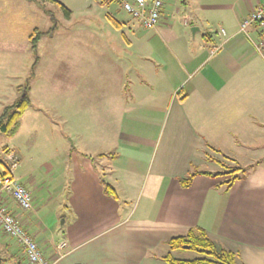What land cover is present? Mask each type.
Returning a JSON list of instances; mask_svg holds the SVG:
<instances>
[{"label": "crops", "instance_id": "obj_1", "mask_svg": "<svg viewBox=\"0 0 264 264\" xmlns=\"http://www.w3.org/2000/svg\"><path fill=\"white\" fill-rule=\"evenodd\" d=\"M181 2L170 14L165 0L155 29L130 16L103 19L125 45L116 55L118 80L103 77V86L114 89L111 113L125 119L118 141L134 145L98 153L111 161L117 197L105 193L108 182L93 155L72 149L57 229L37 210L22 211L0 195L51 264H168L162 257L180 250L170 251L167 242L193 228L234 252L239 264H264V162L230 190L204 174L189 187L180 182L193 171H220L216 160L225 156L241 166L264 158V51L253 45L264 27L241 31L264 0ZM2 235L11 246L0 242V255L30 264L17 241Z\"/></svg>", "mask_w": 264, "mask_h": 264}, {"label": "rangeland", "instance_id": "obj_2", "mask_svg": "<svg viewBox=\"0 0 264 264\" xmlns=\"http://www.w3.org/2000/svg\"><path fill=\"white\" fill-rule=\"evenodd\" d=\"M57 1L0 0V113L18 98L20 88L29 87L31 99L16 133H0V171L8 165L7 151H14L19 159L14 175L31 193L32 210L38 211L47 227L54 225L56 229L63 220L59 212H66L63 189L69 188V150L93 155L104 174L103 181L110 184L111 161L98 159V153L113 150L106 148L110 146H134L118 141L125 119L116 111L111 113L114 89L110 83L103 86V77L118 80L116 55L125 48L121 34L113 35L116 29L104 17L128 18L123 0H112L105 6L97 0ZM181 3L170 0L167 13H173ZM36 29L41 36L34 52L29 37ZM36 57L39 61L33 68ZM103 64L111 71H103ZM103 98L107 102L103 103ZM2 234L0 242L11 246ZM12 249L15 252L16 247ZM179 252L177 257L188 260L204 256L188 248ZM2 256L8 258L4 253Z\"/></svg>", "mask_w": 264, "mask_h": 264}, {"label": "trees", "instance_id": "obj_3", "mask_svg": "<svg viewBox=\"0 0 264 264\" xmlns=\"http://www.w3.org/2000/svg\"><path fill=\"white\" fill-rule=\"evenodd\" d=\"M31 1V0H28ZM53 2H58L57 0H50ZM99 5H108L112 0H97ZM61 5V4H60ZM61 7L65 10L67 15H70L69 10L63 5ZM41 33L36 29L33 34L30 35L29 39L31 41V47L35 52L37 49L38 40L40 39ZM39 58L36 57L33 68L38 64ZM30 89L20 88L18 93V98L11 104L3 107L0 113V133L6 136H13L19 125L20 121L31 105V99L29 96ZM7 151V150H6ZM11 152V151H7ZM5 154V157L7 155ZM211 158V157H210ZM225 160H216L220 165L221 170L217 172H191L185 179H181V185L183 187H189L193 178L198 174L209 175L217 178H222L219 183L220 187H224L225 190H230L233 185L245 178L249 171L253 169L258 164L264 162V158L256 161L249 166H241L236 164L235 160L225 156ZM8 168L5 166L3 171H0V177L7 175ZM104 191L107 195L116 198L115 189L108 183H104ZM170 251L183 249L184 246H189L190 250L197 251L204 256L187 260L175 257L171 252L162 257V259L168 264H239L237 256L234 252L228 251L218 244H216L202 228H193L185 236L175 237L167 242ZM18 257V256H17ZM27 260V259H26ZM23 259H17V264H22ZM10 259L3 257L0 264H10Z\"/></svg>", "mask_w": 264, "mask_h": 264}, {"label": "built area", "instance_id": "obj_4", "mask_svg": "<svg viewBox=\"0 0 264 264\" xmlns=\"http://www.w3.org/2000/svg\"><path fill=\"white\" fill-rule=\"evenodd\" d=\"M165 0H124L122 8L133 19L140 22L145 29H155L163 13ZM253 24L264 27V7L258 8L241 24V31L246 32ZM255 49L264 51V38L254 44ZM8 174L0 177V195L10 196L17 206L25 212L32 209L33 199L28 189L15 177L14 172L19 166V159L13 152H8ZM0 230L4 235L17 241L30 264H51L46 259L38 243L22 227L20 220L11 209L0 199Z\"/></svg>", "mask_w": 264, "mask_h": 264}, {"label": "water", "instance_id": "obj_5", "mask_svg": "<svg viewBox=\"0 0 264 264\" xmlns=\"http://www.w3.org/2000/svg\"><path fill=\"white\" fill-rule=\"evenodd\" d=\"M184 248H190L189 246H184ZM3 258L2 256L0 255V263L2 262Z\"/></svg>", "mask_w": 264, "mask_h": 264}]
</instances>
